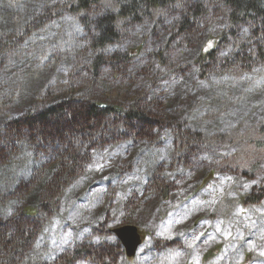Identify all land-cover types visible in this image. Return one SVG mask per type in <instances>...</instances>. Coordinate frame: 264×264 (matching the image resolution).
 I'll return each instance as SVG.
<instances>
[{
	"label": "rangeland",
	"instance_id": "obj_1",
	"mask_svg": "<svg viewBox=\"0 0 264 264\" xmlns=\"http://www.w3.org/2000/svg\"><path fill=\"white\" fill-rule=\"evenodd\" d=\"M198 2L196 18L183 1L121 20L95 49L76 0H0V129L63 100L132 105L159 122L146 137L74 141V171L29 136L0 138V221H35L12 264H264V147L254 144L264 141V62L229 69L250 29L230 33L218 0ZM183 16L184 33L174 29ZM212 47L205 69L198 57ZM125 225L140 235L131 255L113 233ZM86 245L116 252L72 256Z\"/></svg>",
	"mask_w": 264,
	"mask_h": 264
},
{
	"label": "trees",
	"instance_id": "obj_2",
	"mask_svg": "<svg viewBox=\"0 0 264 264\" xmlns=\"http://www.w3.org/2000/svg\"><path fill=\"white\" fill-rule=\"evenodd\" d=\"M183 1H186L187 13L194 18L204 13L203 3L198 2L193 5L195 0H76L74 5L86 14L83 21L86 22L90 31L92 47L99 49L117 38V24L121 20L137 21L141 14L143 17L149 15L152 10L172 7V5ZM218 1L219 7L226 14L230 33H234L235 28L242 27V24L250 29L249 46L241 44L236 51L234 49L231 58L225 62L227 67L229 69L241 67L246 70L259 62H264V0ZM101 6H104L107 12L103 11L100 14L101 11L98 8ZM188 23L187 16H183L178 23L179 26L174 28L173 25V28L184 33ZM245 51L247 52L245 53ZM216 54L217 50L212 47L206 50L203 56L198 57L201 64H204L203 68L207 69L209 64L214 63L217 59ZM221 65L222 63L217 67L221 68ZM33 111L35 108L29 110V117L10 119L11 121L5 123L0 129V138L15 141V138L26 139L29 136L37 144L41 143L46 146L47 150L57 155L67 165L71 164L68 166L72 167V171L76 170L81 153L78 151V147L73 146L74 141L87 142L99 140L102 137L105 140H111L125 135H131L133 138L146 137L151 125L155 123L154 121H158L156 117L154 118L140 108H133L132 105L127 108L115 107L111 112L110 108L106 109L103 105H96L88 101L71 103L68 100H63L57 104L44 106L42 111L37 110L36 114H32ZM150 123L152 124L150 125ZM261 129L264 130V128ZM185 141V154L195 150L192 139L186 140L185 138ZM254 144L257 147H264V141L261 140H254ZM185 154L182 159H185ZM1 156L3 153L0 152ZM253 165L251 169L244 171L242 174L244 177L254 176L249 175L256 169L257 164ZM257 200L258 196L252 193H247L243 197L245 204L252 205ZM34 225V219L21 214L0 221V264H12L18 260L21 261L27 250L26 244L33 234ZM99 227V232H108L103 224ZM115 252V248L105 245L93 247L86 245L76 249L72 256L84 253L89 254L92 258L99 255L109 257Z\"/></svg>",
	"mask_w": 264,
	"mask_h": 264
},
{
	"label": "water",
	"instance_id": "obj_3",
	"mask_svg": "<svg viewBox=\"0 0 264 264\" xmlns=\"http://www.w3.org/2000/svg\"><path fill=\"white\" fill-rule=\"evenodd\" d=\"M113 233H116V235L124 242L129 255L133 253L134 249L140 243V235L137 228L133 225H125L115 228Z\"/></svg>",
	"mask_w": 264,
	"mask_h": 264
},
{
	"label": "snow or ice",
	"instance_id": "obj_4",
	"mask_svg": "<svg viewBox=\"0 0 264 264\" xmlns=\"http://www.w3.org/2000/svg\"><path fill=\"white\" fill-rule=\"evenodd\" d=\"M209 46H211V42H209Z\"/></svg>",
	"mask_w": 264,
	"mask_h": 264
}]
</instances>
